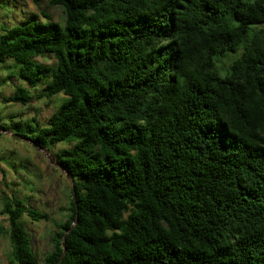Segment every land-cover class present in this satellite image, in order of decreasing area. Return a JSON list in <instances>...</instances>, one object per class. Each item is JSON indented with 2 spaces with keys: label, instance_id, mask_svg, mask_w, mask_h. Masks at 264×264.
<instances>
[{
  "label": "trees",
  "instance_id": "16d2710c",
  "mask_svg": "<svg viewBox=\"0 0 264 264\" xmlns=\"http://www.w3.org/2000/svg\"><path fill=\"white\" fill-rule=\"evenodd\" d=\"M48 4L62 23L42 11L0 32V63L26 81L4 101L39 82L65 96L14 129L70 144L54 154L71 189L43 264H264V0ZM0 203L9 261L38 264L21 217L46 215L5 190Z\"/></svg>",
  "mask_w": 264,
  "mask_h": 264
},
{
  "label": "rangeland",
  "instance_id": "374dc122",
  "mask_svg": "<svg viewBox=\"0 0 264 264\" xmlns=\"http://www.w3.org/2000/svg\"><path fill=\"white\" fill-rule=\"evenodd\" d=\"M48 1L0 0V32L2 27L21 23L32 14L44 21L43 12L53 21L62 23L64 14L61 8L49 5ZM34 59L43 65L55 63L51 54ZM18 67L19 63L12 59L0 63V195L5 190L22 199L25 207L46 215L37 221L26 214L21 217L37 263L43 264V255L52 248L50 236L55 223L68 213L71 189V179L55 162L54 154L70 144L60 142L37 148L32 141L14 134V129H26L35 120L44 125L65 96L62 93L51 98L37 96L43 86V82H39L30 88L32 98L28 103L4 101L3 98L12 94L16 86H26V81L17 75ZM5 227V217L0 214V264H14L9 261L10 245L3 231Z\"/></svg>",
  "mask_w": 264,
  "mask_h": 264
}]
</instances>
